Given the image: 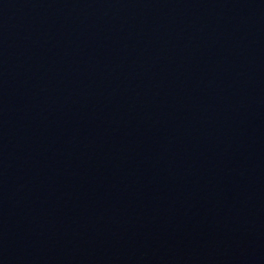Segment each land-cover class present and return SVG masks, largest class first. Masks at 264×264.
I'll use <instances>...</instances> for the list:
<instances>
[{
  "label": "water",
  "instance_id": "obj_1",
  "mask_svg": "<svg viewBox=\"0 0 264 264\" xmlns=\"http://www.w3.org/2000/svg\"><path fill=\"white\" fill-rule=\"evenodd\" d=\"M0 264H264V0H0Z\"/></svg>",
  "mask_w": 264,
  "mask_h": 264
}]
</instances>
